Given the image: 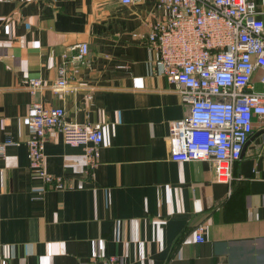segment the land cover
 Returning <instances> with one entry per match:
<instances>
[{"label": "crops", "instance_id": "0c3cea01", "mask_svg": "<svg viewBox=\"0 0 264 264\" xmlns=\"http://www.w3.org/2000/svg\"><path fill=\"white\" fill-rule=\"evenodd\" d=\"M166 15L155 0H0V264H264V128L255 127L232 184L217 181L208 160L171 159L170 122L190 105L134 35ZM79 42L90 53L70 65L60 96L50 84ZM27 77L47 86L32 95ZM33 100L100 126L97 163L87 160L93 143L72 145L55 129L45 168L56 180L36 175Z\"/></svg>", "mask_w": 264, "mask_h": 264}, {"label": "built area", "instance_id": "2783aa9c", "mask_svg": "<svg viewBox=\"0 0 264 264\" xmlns=\"http://www.w3.org/2000/svg\"><path fill=\"white\" fill-rule=\"evenodd\" d=\"M132 4L139 0H120ZM167 15L153 21L147 34L134 33L155 52L165 77L182 86L190 105L186 117L170 122L167 144L174 161L208 160L217 181L232 184L234 164L255 127L264 128V7L256 0H155ZM87 42L75 43L62 54L58 78L50 87L62 96L68 88L70 65L83 63ZM25 86L37 95L47 85L41 77H27ZM262 85L259 89L258 85ZM27 139L30 168L44 180L54 179L45 168V144L60 129L72 144L93 143L87 160L97 163L103 141L98 125L66 119L63 106L33 100ZM13 143L8 140L5 144ZM4 150V144L0 146ZM62 187V181L57 182ZM204 241V225L196 229ZM1 249V243H0ZM0 252V260H1ZM111 264H120L116 257Z\"/></svg>", "mask_w": 264, "mask_h": 264}]
</instances>
